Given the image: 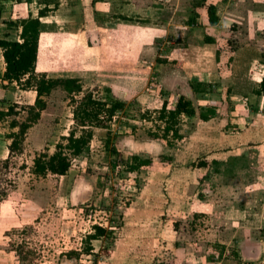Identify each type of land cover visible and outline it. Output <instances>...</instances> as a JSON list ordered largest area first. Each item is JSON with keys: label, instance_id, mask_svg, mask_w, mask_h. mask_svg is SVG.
Wrapping results in <instances>:
<instances>
[{"label": "rangeland", "instance_id": "rangeland-1", "mask_svg": "<svg viewBox=\"0 0 264 264\" xmlns=\"http://www.w3.org/2000/svg\"><path fill=\"white\" fill-rule=\"evenodd\" d=\"M164 2L170 28L156 34L153 52L145 39L134 40V21L142 22L134 20V0H0V38L10 41L19 40L21 19L57 3L42 19L36 73L76 78L82 86L74 102L62 89L40 105L23 94L21 104H12L16 115L0 123V156L8 153L0 158V264L264 263V138L258 135L264 118L260 108L241 103L240 87L232 84L238 70L225 53L218 100L211 85L203 93L189 90L187 61L200 52L201 39L189 26L206 1ZM241 28L235 24L234 31ZM190 43L196 49L188 50ZM262 72L257 64L253 74ZM88 96L123 108L109 123L99 112L86 118L105 128L93 127L89 147L65 176L34 175L37 155L53 154L62 137L80 131V103ZM180 96L196 115L181 116L179 138L165 136L158 111L164 101L174 109ZM211 108L218 115L200 120ZM13 120L28 128L10 151L9 137L19 132L10 128ZM146 159L150 165L132 170ZM95 226L107 233L85 254Z\"/></svg>", "mask_w": 264, "mask_h": 264}, {"label": "crops", "instance_id": "crops-1", "mask_svg": "<svg viewBox=\"0 0 264 264\" xmlns=\"http://www.w3.org/2000/svg\"><path fill=\"white\" fill-rule=\"evenodd\" d=\"M36 1L38 0H32L29 4ZM205 1L207 7L211 5L215 8L218 23L215 26H210L208 23L207 8H204L202 5L203 2H200L201 4L197 3L199 7L194 9L191 16L195 18L194 21L196 23H192L189 29L191 31H198L201 34L199 44L200 52L193 57L192 61H187L193 69L191 77L187 79L190 82L188 83L189 90H192V86L196 87V85L199 84L201 85V89L211 85L212 88L217 90V93L211 98L213 100H218V94H220L222 85L221 83L215 82L219 81L218 76L222 77L219 71L222 70L220 68L222 64L221 56L225 53V55L231 56L229 64L231 62L232 64H230V66L236 64L235 71L238 70V74L233 75V81H237V83H232L240 87V91H238L239 95H237L238 98L240 97L242 99V104L254 107V110L258 108L259 111L260 108L259 118L262 117L263 119L264 95H257L256 91L259 89L262 77L264 76V0ZM22 3L24 2H21V4ZM189 10V12H191L192 8ZM32 17L34 16L32 15ZM137 19L142 22L134 21V40L139 43L145 39L147 42L146 49L150 48L149 50L154 52L153 40L156 34H164L168 31V28H170L171 11H169L164 0L162 2L160 0H134V20ZM126 22L129 23L131 21ZM235 24L240 25L242 28L234 31ZM223 28H227V30H222ZM179 34L180 37L184 35V33ZM231 35H235L233 38L238 39L237 45L231 41ZM206 38L211 39L212 43H205ZM224 41L226 44L222 46ZM229 41L231 44H229ZM151 45L152 47H150ZM190 49L196 48L190 43V45L188 44V50ZM0 62H2L0 63V111L6 112L9 107L13 106L12 104H21V102L17 100L19 96L21 99L22 96H24L23 94L31 93L32 96H36V93L33 90H20L16 83H9L8 81L2 80L1 77L5 72V63L2 56H0ZM178 62L181 61L178 59ZM257 64L258 67L261 68V71H263L258 77L253 74L254 67H256ZM177 78L178 77H174L175 80H177ZM2 123H5V120L2 121ZM258 135L260 139L263 140L264 129H260ZM7 154L8 153H5L4 157L0 156V158L4 160L7 158ZM260 242L263 241L260 240ZM202 263L206 262L202 261ZM193 264L198 263L196 262ZM209 264H218V262ZM247 264H252V262ZM262 264L264 263L262 262Z\"/></svg>", "mask_w": 264, "mask_h": 264}, {"label": "trees", "instance_id": "trees-1", "mask_svg": "<svg viewBox=\"0 0 264 264\" xmlns=\"http://www.w3.org/2000/svg\"><path fill=\"white\" fill-rule=\"evenodd\" d=\"M24 3H31L32 0H20ZM43 2L44 0H38ZM58 1V0H53ZM49 3V1H46ZM57 4V3H56ZM56 4L53 9H50L49 4H46L43 8L38 10L37 16L32 17L29 15L25 19H21L17 27L20 29L19 40L10 41L0 38V56L3 57L5 63V72L1 77L2 80L9 83H16L19 88L24 91L33 90L36 93L35 102L36 105L43 104L44 97L49 96L52 91L56 89H62L68 94L71 102H74V96L82 92V86L80 81L76 78H50L45 73H36V67L40 61V52L42 45L40 46V38L43 34L42 18H46L49 13L57 8ZM2 16V10L0 8V19ZM208 23L210 26H215L218 23V17L216 15L215 8L213 6L207 7ZM124 21H130L126 17H121ZM205 43H212L211 39L206 38ZM200 84L192 86L194 93H203V89L200 88ZM257 95H264V76L262 77L259 89L256 91ZM84 117L79 120L80 131L75 129L69 132V135L62 137V141L65 143H59L55 147V152L51 155L41 153L37 155L33 161V174L36 176H46L48 174L56 176H65L71 168V160L79 157L89 147L93 137V127L105 128L103 123H92L87 117L99 112L104 114V121L111 122L116 113L122 110L123 103L120 101L107 104L104 101L95 100L93 97L88 96L85 100L81 101ZM15 109L14 106L8 108V110L0 111V122L6 120L13 115ZM159 120L164 122L163 133L165 136L172 134L174 137L179 138V131L177 129L181 116L195 117L196 110L193 107L191 101L184 96H180L175 104L174 109H168L166 101L163 102L161 109L158 111ZM218 115L216 109H207L206 112H201L199 119L207 122ZM39 115H35V121ZM31 118V117H30ZM33 118V117H32ZM31 118V119H32ZM104 122V124H105ZM19 126L14 120L11 121L10 127L15 128ZM27 125H20L19 132L10 135L9 139L12 140L9 150L11 151L16 145L19 133H25ZM11 153V152H9ZM150 165V160H136V166L132 167V170L139 169L143 166ZM205 162L197 164L199 167H205ZM106 230L102 227L95 226L94 233L87 236L88 248L84 250L85 254L92 252L90 245L91 241L100 239L106 235ZM165 264V263H159ZM173 264V263H169Z\"/></svg>", "mask_w": 264, "mask_h": 264}]
</instances>
